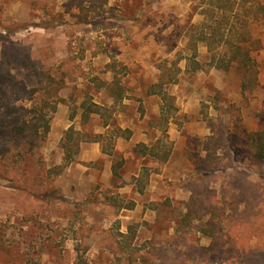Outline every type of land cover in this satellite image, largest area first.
<instances>
[{"label": "rangeland", "instance_id": "1", "mask_svg": "<svg viewBox=\"0 0 264 264\" xmlns=\"http://www.w3.org/2000/svg\"><path fill=\"white\" fill-rule=\"evenodd\" d=\"M4 1L0 0V59L17 58L21 46L33 59L46 52L39 69L65 72L66 78L61 91L65 100L51 114L50 123L55 118L68 119L74 113L72 126L84 137L106 129L97 115L82 121L79 104L84 96L101 104L112 103L106 91L97 86L99 81H110L114 76L112 71H105L108 62L115 61L126 94L115 106L114 125L127 124L138 133L142 129L149 141L159 135V130L152 129H156L160 98L148 94L147 87L174 61L180 71L177 81L164 87L174 96L177 108L167 125L172 153L164 163L141 156L126 142L118 147L113 143L114 155L101 152L89 159L95 155L93 147L85 143L89 141L75 138L73 161L56 174L55 166L63 163L64 155L61 139L65 131L60 125L43 140L30 129L17 136L10 125L0 132V145L8 149L4 152L8 172L13 174L14 170L20 176L13 180L0 175V264H77L74 246L79 240L88 244L84 257L90 264H127L126 254L119 249L112 252L108 245L119 239V233L126 232L129 224H136L137 245L152 241L172 248L178 234L176 219L184 211L181 198L190 195L185 183L203 171L196 155L204 154L202 144L211 133L208 119L223 123L231 157L228 166L208 177V186L219 191L233 171L243 172L253 182L264 179V159H251L247 140L251 131L264 125V20L253 27L260 39L253 51L258 84L242 90L235 67L191 73L185 70V59H178L190 53L186 48L189 25L203 18L199 0H107L102 10L89 14L85 22L79 20L76 7H69L70 0H22L17 10L28 20L10 23L9 29L16 30V34L3 30ZM40 26L46 27L45 31L39 30ZM19 27L31 33H22L24 29ZM198 52V59H207L205 46L199 44ZM13 71L28 84L34 80L29 81L21 70ZM112 160L120 165L118 177L105 172ZM141 166L150 170L148 190L132 194L128 192L130 186L126 191L120 189L118 185L130 181ZM155 185L160 186L159 193L152 189ZM132 198L143 208L149 207L146 215L145 209L132 215L120 210V204L133 202ZM21 210L30 211L32 217L27 218ZM77 230L81 233L78 239ZM189 235L198 246L209 245V238L202 233L192 230ZM236 241L234 238L217 251L208 252L206 259L193 255L188 264H255L245 261ZM248 244L253 249L251 256L258 248L262 257L256 262L264 264V240L253 237ZM183 248L181 244L176 250Z\"/></svg>", "mask_w": 264, "mask_h": 264}, {"label": "trees", "instance_id": "2", "mask_svg": "<svg viewBox=\"0 0 264 264\" xmlns=\"http://www.w3.org/2000/svg\"><path fill=\"white\" fill-rule=\"evenodd\" d=\"M106 3L107 0H70L69 7H76L79 20L85 22L89 14L99 13ZM199 6V13L203 18L200 22L190 24L186 34V48L190 53L178 58L185 59V70L193 73L210 68L226 71L235 67L242 90L257 86L258 63L253 51L259 46L260 39L254 35L253 27L264 20V3L258 0H199ZM199 44L206 47L207 59L204 61L198 59ZM20 50L17 49V58L4 56L0 59V132H4L10 125L17 136L30 129L43 140L49 130L50 113L55 111L59 102L65 100L61 95L66 86L65 72L53 73L47 69H39L44 65L46 52L38 59H33L26 47L21 46ZM14 68L23 71L29 81L34 78L33 82L28 84L16 76ZM106 70L114 73L113 78L110 81L101 80L97 86L106 91L112 103L105 105L84 96L79 104L82 121L88 120L91 115H97L102 127L106 129L84 137L83 132L69 126L61 139L63 163L55 166L56 174L73 161V151L77 152L73 150L75 138L99 141L103 153L114 155L113 143L116 137H128L130 134L127 128L115 126L112 119L116 104L126 97L115 61L108 62ZM179 71L180 68L174 61L171 66L163 68L156 82L147 87L148 94H156L160 98L159 115L155 123L160 136L153 144L138 143L134 146L133 150L140 152L141 156H151L160 162H165L170 157L172 143L168 139L167 125L177 108L174 96L164 87L177 81ZM73 117L74 113L70 115L71 119ZM208 121L211 133L202 144L204 154L196 155L197 165L203 171L195 180L185 183L190 195L183 202L185 210L177 219L178 234L173 239V247L168 249L152 241L137 245L136 224H130L126 232L119 233V239L108 245L112 252L118 249L123 251L127 264H188L193 255L206 259L208 252L217 251L234 238L237 240L236 248L242 247L241 254L245 261L255 264L260 261L262 256L260 257L258 248L256 255L251 256L253 249L251 250L248 239L255 237L258 241L264 240V179L253 182L245 178L243 172L233 171L228 183L222 184L219 191L208 186V177L231 162L229 138L223 123L220 120ZM247 140L251 159H264V125L251 131ZM218 149H222L223 153L218 154ZM6 150L5 146L0 145V175L18 180L20 176L14 170L13 174L8 172L4 158ZM119 166V163L113 161V176L119 175ZM149 174L150 170L141 166L137 176H132L137 191H143ZM128 206L131 204L126 205ZM21 211L27 218L32 217L30 211ZM192 230L208 236L209 245L198 246L191 240L189 232ZM80 236L81 233L77 230L75 238ZM181 244L184 248L177 251L176 247ZM87 247L88 244L82 240L75 243L77 264H90L84 257Z\"/></svg>", "mask_w": 264, "mask_h": 264}, {"label": "crops", "instance_id": "3", "mask_svg": "<svg viewBox=\"0 0 264 264\" xmlns=\"http://www.w3.org/2000/svg\"><path fill=\"white\" fill-rule=\"evenodd\" d=\"M22 0H5L4 2H3V4L5 5V9H4V11H3V14L1 15V18L3 19V20H6V23H4V27H3V30H6V28L7 29H9V26H10V23H11V25H14L15 24V22H25V21H27L28 20V18L26 17V16H23L22 15V13L20 14V12H19V10H17V7L18 6H20V4H22ZM9 8H10V10H9ZM20 8V7H19ZM21 9H23V8H21ZM7 13H12L11 15H13L11 18H9L8 17V14ZM2 19H1V22H5V21H2ZM8 21V22H7ZM12 27V26H11ZM14 27V26H13ZM12 27V28H13ZM38 27V26H37ZM15 28V27H14ZM13 28V29H14ZM25 27H19V29H21V30H23ZM45 28L46 27H44V26H40L39 27V30H41V31H45ZM9 31H11L10 29H9ZM11 32H13V34H16L17 33V31L15 30V31H11ZM23 32H27V33H31V32H29V30H28V28L27 29H24L23 31H22V33ZM26 36H24V38H25ZM30 55H31V53H30ZM31 57H32V55H31ZM126 97H124L123 99H125ZM122 99V100H123ZM96 102V101H95ZM98 103V102H97ZM62 102H59L58 104H57V106H56V109H55V111H53L52 113H54V112H56L57 111V109H59L61 106H62ZM52 113H50V117H51V114ZM158 115H159V112H158V114L156 115L157 117H158ZM61 120V122L59 123V121ZM60 120H56V118L55 119H53V121L50 123V118H49V130H48V132H47V134H52L53 132H55V129L57 128V125H60V127H61V129L62 130H66L69 126H71L72 125V120L73 119H71V118H68V119H66V118H64V119H60ZM169 123H170V121H169ZM168 123V124H169ZM120 128H122V129H128V130H130V134H129V136L128 137H123V136H118V137H116V139L114 140V142H115V144L117 145V147L121 144V143H123V142H126V143H129V145H131V147L132 148H134V146L135 145H137L138 143H145V144H153L154 143V141L160 136V130L158 129V127L156 126V124H155V126H156V129H152V130H159V135L158 136H156L155 138H150V141L147 139V137H144L143 136V134H145V132L141 129L140 131H142V133H138V131H137V129H135V128H133L132 126H130V125H124V126H121V125H118ZM82 132V131H81ZM138 135H140V136H138ZM60 137H61V131H60V134H58V139H60ZM87 141H89V142H85V143H89L90 144V146H92L93 147V149H94V151H95V155H94V157H89V159H93V158H95V157H98L100 154H101V150H99V147H100V145H99V141H90V140H87ZM87 145V144H86ZM116 146H115V149H119V148H117ZM85 148H86V146H85ZM86 150V149H85ZM171 153H172V151H171ZM86 154L87 155H89V153L88 152H86ZM108 155V154H107ZM111 156V155H110ZM170 156H171V154H170ZM151 157V156H150ZM152 158H154V157H152ZM170 158V157H169ZM155 160H157L156 158H154ZM169 160V159H168ZM167 160V161H168ZM113 161V160H112ZM111 161V163L110 164H107V166H106V168H105V172L107 171L111 176H113V173H112V162ZM157 162H159V163H164V162H160V161H158L157 160ZM166 162V161H165ZM141 168V167H140ZM140 168L138 169V171L136 172V173H132V175H131V177H130V181H127V182H121L119 185H118V187L120 188V189H123V191H126V190H124V189H126V187L127 186H130V188H129V190H128V192H132V194H140V193H142L144 190H148V188H147V186H148V182H151V179H148V181H147V184L145 185V187H144V189H143V191L142 192H139V191H137V189H136V187H135V184L133 183V180H132V176H137V174L139 173V171H140ZM152 175H154V173L152 174ZM157 176L156 177H160V174L159 173H157L156 174ZM114 177V176H113ZM116 177H118V176H116ZM149 178H150V174H149ZM156 179H159V178H156ZM152 189H154V191H155V193L157 192V193H159V191H160V186L159 185H155ZM120 191H122V190H120ZM120 193H124V192H120ZM189 197V196H188ZM188 197L186 196L185 198H181V199H183L184 201H186L187 199H188ZM133 200V202H125V204L122 202V204H120V210H125V211H127V212H129V215H132L134 212H136V211H143L144 209H145V215H146V212L149 210V207H145V208H143L142 206H141V204L135 199V198H132ZM150 199H152V198H150ZM127 204H131V206H128V207H126V205ZM184 210H185V208H184ZM183 212V211H182ZM178 219V218H177ZM177 219H176V222H177ZM130 225V224H129ZM128 226V225H127ZM127 230V229H126ZM124 232V231H123ZM203 235V234H202ZM203 236H205V237H207V238H209L208 236H206V235H203ZM209 242H210V238H209Z\"/></svg>", "mask_w": 264, "mask_h": 264}]
</instances>
